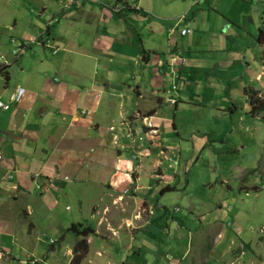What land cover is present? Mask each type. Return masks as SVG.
Instances as JSON below:
<instances>
[{"label": "crops", "instance_id": "1", "mask_svg": "<svg viewBox=\"0 0 264 264\" xmlns=\"http://www.w3.org/2000/svg\"><path fill=\"white\" fill-rule=\"evenodd\" d=\"M114 1L117 0H57L54 3L63 9L55 13L38 1L37 14H27L26 20L14 16L7 25L27 40H35L38 48L18 40L12 52H0V65L7 63L9 70L7 79L0 73V204H20L18 208L25 207L29 214L28 196L36 188L50 206L62 204L69 208L67 204H93L99 199L107 204L108 197L114 200L109 204L112 205L133 192L129 190L142 177L141 173L151 170L154 178L167 179L170 174L166 168L174 172L161 161L169 156L176 142L164 131L171 127L178 130V113L181 107L184 109L180 102L193 100L188 97L193 94L186 80L193 74L191 62L196 61V57L179 49L185 44L184 39L175 44L174 28L182 19L196 16L193 3L183 0L180 7L168 0H127L141 13L127 10L119 17L111 8ZM248 1L255 8L248 7L238 14L254 23L251 13L256 10L258 31L264 24V0ZM186 23L184 34L188 32L193 40L194 23ZM133 30L149 51L146 60L133 42ZM255 36L261 51L262 70L255 77L258 80L264 74V43L256 41ZM2 41L5 39L0 36ZM215 63L220 69L235 65L228 56ZM177 80L181 83L179 89L173 88ZM247 86L264 89L248 84L243 85L242 92ZM173 89L178 91L167 98L165 93ZM219 95L216 104H224L230 98L227 92L218 90L213 99ZM231 106L230 111L234 108ZM249 107L250 104L248 115L263 120L260 113L250 114ZM214 109L209 110L217 111ZM262 189L257 185L254 191ZM226 214L223 209L221 220ZM213 219L209 216L204 222V228L217 224L208 249L202 253L205 261L210 256L217 259L215 264H264L263 234H259L257 243H250L252 236L235 235L241 226L231 220L226 224L231 228L229 242L220 248L226 232ZM261 228L264 225L260 224ZM206 230L198 231L199 240L207 235ZM24 238L22 234L18 238L12 230H0V246L8 250L9 264L18 259L11 253L14 242ZM49 247L42 245L40 249Z\"/></svg>", "mask_w": 264, "mask_h": 264}, {"label": "rangeland", "instance_id": "2", "mask_svg": "<svg viewBox=\"0 0 264 264\" xmlns=\"http://www.w3.org/2000/svg\"><path fill=\"white\" fill-rule=\"evenodd\" d=\"M38 1L44 2L52 13L63 9L54 3L57 0H0V36L5 39L0 42V52H12L18 40H23L25 45L32 44L30 48H38L35 40H27L7 26L14 16L26 20L27 14H37ZM168 1L180 7L185 2ZM189 1L196 13L193 19L187 17L194 23L191 28L194 39H190L188 32L182 33L186 19L176 24L174 32L176 45L184 39L185 44L179 48L181 52L196 57V61L191 62L194 69L190 73L193 74L186 80L193 94L188 97L193 100L180 102L184 109L181 107L178 113V130L171 127L164 131L176 142L169 156L161 160L174 172L166 168L170 174L167 179L154 178L151 170L141 173L142 177L129 190L133 192L112 205L109 204L113 199L108 197L107 204L99 199L92 201L93 204L78 201L67 204L69 208L62 204L50 206L36 188L28 196L29 214L25 207L18 208L20 204H0V230H12L18 238L21 234L25 237L14 242L11 253L18 259L11 264H68L77 235L66 231V227L78 221L91 224L95 234L88 235L90 250L88 248L80 264H215L216 258L209 256L206 262L202 254L208 249L211 234L217 227L212 224L204 228L209 216L226 232L220 248L229 242L231 228L226 224L231 220L241 226L235 235L252 236L250 243H257L259 234L264 235L261 232L264 228L259 229L260 224L264 225V120L248 115V99L242 92L243 85L248 84L264 88V74L259 75L258 80L255 78L262 70L261 51L254 41L259 16L256 10L251 13L255 22L250 24L249 18L238 14L248 7L255 8L248 0ZM113 7L115 4L111 5ZM223 56L234 59L232 69H220L216 65ZM0 59H3L2 54ZM262 60L264 62V57ZM178 83L177 80L173 88H181ZM218 90L230 96L226 103L216 104L220 95L215 100L212 95ZM177 91L173 89L165 96L169 98ZM197 93L199 97L195 96ZM260 94L264 97V89ZM230 105H234L232 111ZM240 115L244 119H239ZM260 115L264 116V112ZM166 184L174 187L160 192ZM257 185L263 189L254 191ZM77 196L75 193L74 197ZM12 206H15L13 210ZM223 209L227 213L225 222L220 218ZM203 230L207 235L199 240L198 231ZM35 243L38 245L34 246ZM42 245L51 247L41 250ZM24 253H28V257ZM10 260L8 250L0 246V264H9Z\"/></svg>", "mask_w": 264, "mask_h": 264}, {"label": "trees", "instance_id": "3", "mask_svg": "<svg viewBox=\"0 0 264 264\" xmlns=\"http://www.w3.org/2000/svg\"><path fill=\"white\" fill-rule=\"evenodd\" d=\"M127 10L129 12L141 13L140 9L135 5H126L121 11H116L115 14L120 17L121 13ZM132 38L143 59L146 60L148 58L149 51L143 47L141 37L134 30L132 31ZM255 39L260 43H264V24L259 26ZM0 73H2L4 79L8 78L9 70L7 63L0 65ZM243 92L249 100L250 107L248 111L250 114L257 115L260 112H264V97L260 94V90L247 86L243 88ZM261 118L264 120L263 115H261ZM173 187V185L166 184L160 188V192H162L165 188ZM66 231L73 232L77 235V240L72 247L73 255L68 264H80L81 260L85 257L88 251V242L86 237L94 233V227L89 223L84 224L80 221L70 222V224L66 227Z\"/></svg>", "mask_w": 264, "mask_h": 264}, {"label": "clouds", "instance_id": "4", "mask_svg": "<svg viewBox=\"0 0 264 264\" xmlns=\"http://www.w3.org/2000/svg\"><path fill=\"white\" fill-rule=\"evenodd\" d=\"M131 1H134V0H131ZM113 4H115V7H113L112 10L114 12H116V11H121L123 9V7H125L126 5H129V2L127 0H124V1L117 0V1H114ZM7 107H8V105H7ZM7 107H5V108H7Z\"/></svg>", "mask_w": 264, "mask_h": 264}, {"label": "water", "instance_id": "5", "mask_svg": "<svg viewBox=\"0 0 264 264\" xmlns=\"http://www.w3.org/2000/svg\"><path fill=\"white\" fill-rule=\"evenodd\" d=\"M182 33H184V31H182ZM181 43V42H180Z\"/></svg>", "mask_w": 264, "mask_h": 264}, {"label": "built area", "instance_id": "6", "mask_svg": "<svg viewBox=\"0 0 264 264\" xmlns=\"http://www.w3.org/2000/svg\"><path fill=\"white\" fill-rule=\"evenodd\" d=\"M5 107H7V105H5Z\"/></svg>", "mask_w": 264, "mask_h": 264}]
</instances>
